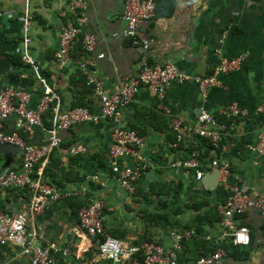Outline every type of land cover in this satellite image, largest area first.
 Segmentation results:
<instances>
[{"label":"crops","instance_id":"1","mask_svg":"<svg viewBox=\"0 0 264 264\" xmlns=\"http://www.w3.org/2000/svg\"><path fill=\"white\" fill-rule=\"evenodd\" d=\"M86 1L84 30L96 39V51L88 58L104 77L106 93L118 90L119 75H136L143 60L151 64L171 61L180 71L204 76L221 58L246 54L239 69L220 76L222 86L211 87L205 102L193 81L170 83L162 101L169 114L158 109L151 85L139 86L131 102L121 110L122 124L137 130L149 157L147 171L131 190L124 189L108 167L112 121L81 122L59 131L61 142L55 153L62 168L50 169L58 175L56 180L62 183L59 187L71 190L86 185L91 197L101 198L104 226L118 234L125 246L147 238L169 246L171 230L193 229L194 236L184 240L178 251V264H191L219 245L222 226L218 204L224 201L227 190L220 183L209 190L202 178L195 179L192 171L171 166L177 158L188 155L190 139L185 137L176 147L168 146L173 138L170 118L178 116L192 123L203 104L218 121H225L221 110L229 102L236 101L247 108L249 115L235 120L234 130L225 134L219 144V153L211 149L203 165L215 157L227 159L231 169L229 182L241 179L248 194H264V157L246 148L259 132H264V114L253 112L264 101V0H158L153 19L140 24L135 38L124 35L123 0ZM67 2L0 0V87L12 85L28 91L31 108L42 97V85L31 66L22 60L26 20V52L58 95L61 107L69 109L84 98L89 100L78 67L77 49H72V59L63 69L54 64L63 27L68 22L76 23ZM149 36L154 42L143 50L141 42ZM98 53L104 56L99 58ZM89 105L96 110L90 100ZM15 130L16 115L10 113L0 121V131L10 134ZM24 137L27 144L41 145L48 136L41 128H35ZM76 144L84 145L86 151L72 154L70 148ZM3 161L0 154V166ZM100 161L106 164L105 168ZM123 162L130 160L127 157ZM20 163L17 153L9 167L18 169ZM93 175L98 178L93 179ZM44 178L52 180L49 176ZM79 201V197L62 198L28 218V227L35 230L39 244L54 243L68 250L67 256H57V264H141L138 257L112 262L97 256L93 239L78 224ZM28 202L29 194L23 188L0 189L1 210L16 215L27 210ZM158 213L165 214L168 222L152 221L150 216ZM236 219L248 227L250 242L225 250L220 264H264V216L248 209ZM0 264L29 262L16 246L0 245Z\"/></svg>","mask_w":264,"mask_h":264},{"label":"built area","instance_id":"2","mask_svg":"<svg viewBox=\"0 0 264 264\" xmlns=\"http://www.w3.org/2000/svg\"><path fill=\"white\" fill-rule=\"evenodd\" d=\"M158 0H123L122 19L126 23L124 35L135 38L142 22H148L154 17ZM67 9L74 14L76 23L68 22L59 35L58 47L54 53V64L59 70L71 61V50L79 34L82 35V47L86 57L78 61V67L90 88L88 98L95 104L96 110L87 106H75L63 109L58 95L52 86L45 82V78L38 73V66L34 59L26 52L29 42L27 34L28 21L24 23V52L22 60L31 66L37 74L42 85V97L34 108L28 106L30 93L25 89L12 85L0 87V114L4 118L10 113L16 115V130L10 134L0 131V142L19 145L21 163L18 169L6 167L0 170V189L26 188L29 202L25 212L12 215L0 209V245H14L29 264H57V256H67L68 250L60 248L54 243L41 245L37 242L34 229L28 227V218L44 212L51 203L67 197H84L86 202L78 207V224L91 239L95 240L96 254L100 258L118 262L130 259L140 252L142 264H177L178 251L184 240L194 236L193 229L171 230L172 243L164 246L155 241H144L139 245L125 246L124 243L108 232L104 226L103 207L101 198H93L87 192V186L64 190L45 180L43 167L49 159L54 148L60 145V130L70 128L81 122L99 123L112 121L110 132V146L108 149L109 165L113 177L126 190H131L133 184L147 171L149 157L145 148L144 139L138 132L126 127L121 121V110L127 106L141 85H151L156 92L158 109L169 114V109L163 105L167 86L172 82L182 83L193 81L197 84L201 101L205 102L211 87L222 86L220 76L241 67L246 58L245 53L232 57H223L204 76L192 75L180 71L173 62L149 64L143 60L138 73L134 76H118V90L106 93L103 88L104 77L101 76L89 61L88 56L96 51V39L93 33L84 30L87 23L85 10L86 0H68ZM154 42L153 37L142 40L141 48L146 50ZM104 53H98L102 58ZM24 76V75H23ZM52 109V125L45 127L42 123V114ZM256 114H264V101L259 102L253 109ZM221 114L225 121H218L203 104L199 106L194 122L187 123L181 117L170 118V125L175 139L168 143L169 147H176L188 137L189 147H193L186 157L177 158L171 164L173 167L184 168L194 173L195 179L200 180L205 172L217 168L219 170V183L228 194L224 201L218 204L222 231L219 235V245L212 253L196 258L191 264H220L225 255L221 245L229 239L234 245H248L250 242L249 229L246 225L238 223L237 216L248 209H255L264 216V194L250 195L246 192L241 179L236 178L231 183L230 164L227 159L212 158L201 168L199 150L196 148L199 138H206L214 147H219L223 136L235 128L238 117H246L249 110L240 106L236 101L225 105ZM35 128H41L47 133V140L41 145L27 144L20 134V130L30 136ZM246 148L253 153L264 157V132H259L256 140L249 143ZM190 149V148H189ZM72 154L83 153L86 148L82 144L70 148ZM129 158L130 162H123ZM205 169V170H204ZM98 178L97 175L92 176Z\"/></svg>","mask_w":264,"mask_h":264},{"label":"trees","instance_id":"3","mask_svg":"<svg viewBox=\"0 0 264 264\" xmlns=\"http://www.w3.org/2000/svg\"><path fill=\"white\" fill-rule=\"evenodd\" d=\"M78 41H77V45H73V50L76 48L77 49V56L78 58H80V60L85 57L87 54L85 53V51L83 50V47H82V35L79 34V36L77 37ZM75 44V43H74ZM76 46V47H75ZM71 54H73V51L71 50ZM151 64V63H149ZM39 81V80H38ZM84 86L86 87L85 89V92L88 94L90 92V88L86 85V82H85V79H84ZM87 99V98H86ZM75 106H87L91 109L90 105H89V100L87 99V101H85V98L84 100H80L79 102H77L73 107ZM52 118H53V114H52V109L49 108L47 111H45L43 114H42V123L43 125L47 128V127H50L52 125ZM131 128V127H130ZM134 129V128H133ZM136 130V129H135ZM137 131V130H136ZM21 136L23 137V139L25 140V137L24 136H28L27 133L23 132V131H19ZM173 132V138H171V140L175 139V134H174V131ZM196 148L199 150V160L202 164L201 168H204V165H203V161L204 159L207 158L208 154H209V151L211 149H215L217 153H219V147H214L206 138H199L197 140V144L195 145ZM193 147H190L189 151L192 149ZM55 148L52 150V152L50 153L49 155V159L47 161V163L44 165L43 167V176H49L51 177V183L52 184H55L56 186L59 187V185H61L62 183L57 181L56 180V177L58 175H56L55 173L56 172H50V169H52L53 167H55L56 169H61L62 165L60 163V158L58 156H56V153H55ZM100 166L102 167H106V164L103 162V161H100ZM109 167V170L111 171V168L110 166ZM44 176V177H45ZM14 188V187H12ZM25 189L27 192L28 190L26 188H23ZM227 192V191H226ZM228 194V192L226 193ZM227 196V195H226ZM71 197H67V199H69ZM72 198H75V197H72ZM80 198V201L78 203V207L82 204H84L87 200L84 197H79ZM226 198V197H225ZM150 218H152L151 220L154 221L155 223H157V221H164L165 223L168 222V219H167V216L165 214H162V213H158V214H154V215H151ZM79 223V222H78ZM107 230V229H106ZM108 231V230H107ZM109 232V231H108ZM113 236H115L116 238H118V234H116L115 232H110ZM144 241H153L152 239L150 238H147L146 240H139V241H135L134 244L135 245H139L141 244L142 242ZM95 240H93V244H94ZM223 248L225 250H230L232 248H234L236 245H234L231 240H228L227 243L223 244L222 245ZM94 250H96V248H94ZM139 254H141L140 252L138 253H135L134 256L132 257H135V258H139L140 261H141V264H142V260H143V257L142 255L140 256ZM198 258V257H197ZM108 261H111V260H108ZM179 254H178V260H177V264L179 263ZM192 263V262H191Z\"/></svg>","mask_w":264,"mask_h":264},{"label":"water","instance_id":"4","mask_svg":"<svg viewBox=\"0 0 264 264\" xmlns=\"http://www.w3.org/2000/svg\"><path fill=\"white\" fill-rule=\"evenodd\" d=\"M3 118L0 114V121ZM21 150V147L16 144L12 143H6V142H0V154L4 157V161L2 165L0 166V169H4L6 167H9L11 163L14 160V157L17 153ZM202 182L205 185V187L209 190L214 189L219 184V170L217 168L211 170L210 172H207L203 178Z\"/></svg>","mask_w":264,"mask_h":264}]
</instances>
